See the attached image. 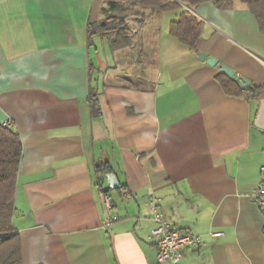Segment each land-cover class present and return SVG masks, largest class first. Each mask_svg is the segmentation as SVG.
Returning <instances> with one entry per match:
<instances>
[{"label":"crops","instance_id":"obj_1","mask_svg":"<svg viewBox=\"0 0 264 264\" xmlns=\"http://www.w3.org/2000/svg\"><path fill=\"white\" fill-rule=\"evenodd\" d=\"M120 1L0 0V122L23 143L13 222L24 264H156L151 192L172 227L201 235L179 264H264V207L250 195L264 164L255 15L240 0L187 6L204 22L196 49L170 33L174 11L148 15L128 45L89 37ZM200 51L251 84L228 92ZM104 162L118 188L99 181Z\"/></svg>","mask_w":264,"mask_h":264},{"label":"trees","instance_id":"obj_2","mask_svg":"<svg viewBox=\"0 0 264 264\" xmlns=\"http://www.w3.org/2000/svg\"><path fill=\"white\" fill-rule=\"evenodd\" d=\"M205 1H212L222 6L231 0H121L112 2L105 9L106 17L88 26L89 37L101 31L107 35H113L111 42L114 46L128 45L132 38L130 20H144L155 12L174 11L176 17L171 20L170 33L196 49V42L200 37L204 22L188 7L195 8ZM240 1L252 11L264 32V0ZM218 77L228 92L244 89L234 77L225 73H219ZM250 91L262 97L264 84L250 87ZM91 92L90 103L94 113H98L96 93L93 89ZM22 154L23 143L18 130L0 122V264H24L21 236L13 222L16 183ZM109 170L107 162L96 165L100 182Z\"/></svg>","mask_w":264,"mask_h":264},{"label":"built area","instance_id":"obj_3","mask_svg":"<svg viewBox=\"0 0 264 264\" xmlns=\"http://www.w3.org/2000/svg\"><path fill=\"white\" fill-rule=\"evenodd\" d=\"M11 119H7L10 125ZM254 201L264 207V164L260 169V182L256 184L250 193ZM104 205L107 209L113 206L112 197L108 192L103 193ZM160 196L151 192L148 197V205L153 213L154 226L151 235L157 246L156 264H179L186 247L198 246L201 242V235L188 230L172 227L164 218L159 208ZM113 220L111 215L106 217L105 224L110 225ZM222 234L221 231H211V235Z\"/></svg>","mask_w":264,"mask_h":264},{"label":"water","instance_id":"obj_4","mask_svg":"<svg viewBox=\"0 0 264 264\" xmlns=\"http://www.w3.org/2000/svg\"><path fill=\"white\" fill-rule=\"evenodd\" d=\"M198 56L202 60H205L208 64L212 66H216L219 72L225 73L230 77H234L243 87H246L251 84L250 79H248L244 75L238 74L237 71L232 66L221 61L219 58L212 57L204 51H200L198 53ZM254 123L256 126L264 129V95L259 99V109ZM106 177L109 187L118 188L120 186L119 180L114 172L112 171L107 172Z\"/></svg>","mask_w":264,"mask_h":264},{"label":"rangeland","instance_id":"obj_5","mask_svg":"<svg viewBox=\"0 0 264 264\" xmlns=\"http://www.w3.org/2000/svg\"><path fill=\"white\" fill-rule=\"evenodd\" d=\"M172 13V12H171ZM175 13V12H174ZM168 20L172 17V16H169L168 14L165 16ZM157 20H159L156 16H155V18L153 19V21H154V23H155V21H157ZM141 21H143V20H135V22H133V24H131V27H132V33H131V35L133 36L134 35V33H135V31L137 32V30H138V28H139V23L141 22ZM162 21V20H161ZM158 22V21H157ZM156 22V23H157ZM153 35H155L156 34V32H155V30H152V32H151ZM139 56H141V57H145L146 56V54H140Z\"/></svg>","mask_w":264,"mask_h":264}]
</instances>
